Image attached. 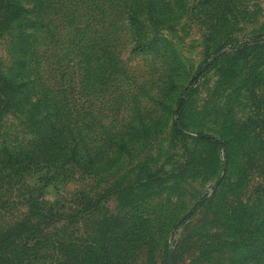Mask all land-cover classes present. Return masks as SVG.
<instances>
[{
  "label": "rangeland",
  "instance_id": "1",
  "mask_svg": "<svg viewBox=\"0 0 264 264\" xmlns=\"http://www.w3.org/2000/svg\"><path fill=\"white\" fill-rule=\"evenodd\" d=\"M19 1L40 18L29 30L43 79L74 95L93 142L123 136L126 151L100 172L47 162L9 176L0 228L29 219L41 229L33 264H79L78 249L114 245L107 220L135 216L149 228L118 247L117 264H167L168 253L170 264H237L256 212L244 224L229 214L264 197V0ZM243 123L259 133L242 139ZM22 128L6 115L0 144L26 139Z\"/></svg>",
  "mask_w": 264,
  "mask_h": 264
},
{
  "label": "trees",
  "instance_id": "2",
  "mask_svg": "<svg viewBox=\"0 0 264 264\" xmlns=\"http://www.w3.org/2000/svg\"><path fill=\"white\" fill-rule=\"evenodd\" d=\"M130 6L128 4L127 8L131 17L133 7ZM27 12L29 9L19 0H0V36L6 34L9 38V63L6 69H0V126L6 115L11 114L28 135L14 145L0 144V183H8L9 176L31 165L47 162L70 163L86 173L100 172L118 160L116 154L126 151L125 139L123 136L100 134L102 143L93 142L96 140L88 133L90 123L85 122V118L80 121L81 114L76 108L74 95L70 97L58 85L52 86L43 79L40 66L35 63L38 51L32 47L35 33L29 30L39 24L40 18L30 19ZM258 118L264 119V108L258 113ZM176 124V129H181ZM238 130L242 139H250L259 133L257 129H249L246 123ZM201 136L213 141L211 135ZM218 143L220 141H215V144ZM250 145L247 142L244 146L247 156L255 154ZM250 209L256 212L254 217L247 214L251 248L247 254L240 256L237 264H264V197L257 207L245 205L233 209L229 215L244 224V214ZM148 228L146 220L135 216L127 215V220L120 217L107 220L104 231L110 233L105 236L113 235L111 242L114 245L102 253L95 249L101 245L90 246L89 255H82L84 249H78L79 264H104L106 261L117 264L118 247L131 248L133 240ZM37 231L41 229L26 218L0 228V264H33V257L29 255L33 251L29 240ZM120 262L130 264L131 261L127 256Z\"/></svg>",
  "mask_w": 264,
  "mask_h": 264
},
{
  "label": "water",
  "instance_id": "3",
  "mask_svg": "<svg viewBox=\"0 0 264 264\" xmlns=\"http://www.w3.org/2000/svg\"><path fill=\"white\" fill-rule=\"evenodd\" d=\"M206 64H207V63H205V64L201 67V69H203V68L206 66ZM184 91H185V90H183V92H184ZM179 105H180V101H179V103L177 104V107L175 108V112H177ZM175 121H176V123H178L177 118L175 119ZM190 212H191V209H189L188 211H186V213L180 218V220H182L183 218L187 217V216L190 214ZM167 264H170V253H168V256H167Z\"/></svg>",
  "mask_w": 264,
  "mask_h": 264
}]
</instances>
